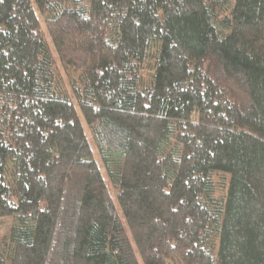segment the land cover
I'll list each match as a JSON object with an SVG mask.
<instances>
[{
  "label": "trees",
  "instance_id": "16d2710c",
  "mask_svg": "<svg viewBox=\"0 0 264 264\" xmlns=\"http://www.w3.org/2000/svg\"><path fill=\"white\" fill-rule=\"evenodd\" d=\"M0 221V264H264V0H0Z\"/></svg>",
  "mask_w": 264,
  "mask_h": 264
},
{
  "label": "rangeland",
  "instance_id": "374dc122",
  "mask_svg": "<svg viewBox=\"0 0 264 264\" xmlns=\"http://www.w3.org/2000/svg\"><path fill=\"white\" fill-rule=\"evenodd\" d=\"M54 52H55V50H54ZM55 55H56V62L58 64V69L57 70H58L59 74L62 75L63 79L65 80V83L68 84V82L70 81L69 74L67 73L66 69L63 67L62 63H60L59 58H58V55H57L56 52H55ZM86 128L87 127H85V129ZM87 135H88V137L91 140V136H90L89 130H87ZM92 146H93V150L95 152V159H96L97 163H99V162H101V160H100V154L96 150V147H95L94 143H92ZM215 181L217 182V185H218V192H219V194H223V192H224L223 190L226 189V188H224V186L226 187L227 184H228V182H229L228 177H226L223 174L222 175H217L215 177ZM106 183L109 186L110 193L114 197L115 202H116V204L118 206V201H117L116 193L114 192V189H113L111 183L109 182L108 178H106ZM11 224H12L11 221L10 222L9 221H0V237H2V235L6 234L7 230L10 228Z\"/></svg>",
  "mask_w": 264,
  "mask_h": 264
}]
</instances>
